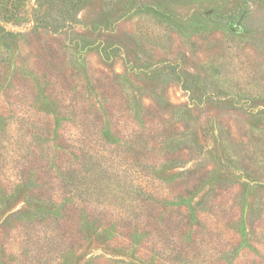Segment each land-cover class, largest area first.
Instances as JSON below:
<instances>
[{
	"label": "rangeland",
	"instance_id": "obj_1",
	"mask_svg": "<svg viewBox=\"0 0 264 264\" xmlns=\"http://www.w3.org/2000/svg\"><path fill=\"white\" fill-rule=\"evenodd\" d=\"M81 164L108 211L162 191L183 254L59 212ZM120 261L264 264V0H0V264Z\"/></svg>",
	"mask_w": 264,
	"mask_h": 264
},
{
	"label": "trees",
	"instance_id": "obj_2",
	"mask_svg": "<svg viewBox=\"0 0 264 264\" xmlns=\"http://www.w3.org/2000/svg\"><path fill=\"white\" fill-rule=\"evenodd\" d=\"M6 32V31H5ZM21 124H25L26 121H29L31 126H35L37 123V118L29 117L25 118L21 116ZM88 164L85 165L87 170ZM25 175H23L22 183L26 180H31L30 177H33L31 174L33 173L32 165H23ZM77 168L80 172L75 170V167L70 168V177H66L63 182L62 187L66 190L64 193L58 192L55 188V195L53 197V203L55 201L59 202L55 204L54 207H57L59 212H65L66 214L73 211L78 214L84 215L89 223L90 229L96 232L102 233L106 235L108 238H114L116 243H119L121 249L127 250L128 248L132 250L133 243H136L137 246L142 248V255L139 256V259L144 263L146 260L144 257H148L151 254L149 250H147V244H150L152 247L155 245L159 251H165L168 244H172L174 247V251L178 254H183L184 250L182 245L170 239V235L168 234L171 228H164L151 225L152 223H157L154 218L158 217V223H161L160 218H163V213L161 210L164 209V203L168 200V197L161 192L150 191L147 192L143 188H138L131 193L133 196H129L130 199H126L123 196L117 198H121V202L125 203L124 205L128 208L116 209L115 211H108L107 207L104 206V199L96 198V190L101 188V185L96 186L92 184V181L87 182V171L84 166L77 165ZM25 169L27 171H25ZM84 172V174H82ZM81 173V174H80ZM30 174V177H28ZM57 182V181H56ZM87 183V189H83L84 184ZM24 184V183H23ZM91 187V188H90ZM94 191V192H93ZM92 192V193H91ZM95 193V194H93ZM59 196H64V198H60ZM135 196V197H134ZM103 200V201H101ZM126 201V202H124ZM109 204L108 201H106ZM131 204V206H130ZM156 205H159L158 215L155 214ZM165 211V210H164ZM165 214V212H164ZM165 218V217H164ZM107 220L110 224L108 227L101 229L102 220ZM162 225V224H161ZM95 227V228H93ZM186 231L184 234L186 235ZM192 245H196V239L192 240ZM186 249V248H185ZM136 252V251H135ZM138 252V250H137ZM146 252V253H145ZM164 253V252H162ZM150 260L149 258H146ZM111 260V259H110ZM155 258H153L152 262H155ZM112 261V260H111ZM141 264L140 261H138ZM120 264H134L126 261H120Z\"/></svg>",
	"mask_w": 264,
	"mask_h": 264
}]
</instances>
